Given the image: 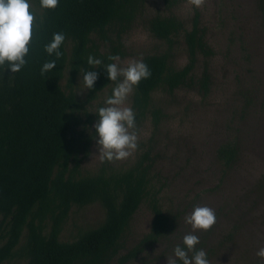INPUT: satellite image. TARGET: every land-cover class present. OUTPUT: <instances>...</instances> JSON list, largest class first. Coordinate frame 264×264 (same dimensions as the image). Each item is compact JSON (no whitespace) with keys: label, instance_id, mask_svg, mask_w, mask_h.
<instances>
[{"label":"trees","instance_id":"1","mask_svg":"<svg viewBox=\"0 0 264 264\" xmlns=\"http://www.w3.org/2000/svg\"><path fill=\"white\" fill-rule=\"evenodd\" d=\"M255 1L264 36V0ZM188 5L192 12L184 19L182 10ZM202 5L191 0H59L56 9L43 10L39 0H32L37 18L27 63L17 73L0 71V264H150L146 253L160 243L166 246L164 252L172 253L183 237V213L201 205L199 199L215 189L192 197L185 193L184 207L164 205L170 184L157 148L164 134L170 136L163 130L176 126L168 124L169 119L180 117L183 122L190 111L210 106L208 99L219 90L213 83L215 59L229 60L235 46L244 60L251 58L249 45L245 48L251 35L244 37L239 26L231 29L234 9L229 11L230 22L220 19L213 25L204 22ZM218 29L225 49L214 39ZM57 32L66 37L62 55L57 67L41 76L45 60L55 58L47 56L44 45ZM136 32L150 45L136 48ZM177 51L186 55L181 66L175 64ZM90 54L104 63L117 55L121 62L142 59L151 71L127 101L135 112L138 148L121 163L101 162L97 156L95 114L113 85L98 68L94 87H79ZM242 77L234 75L236 90L219 97L222 115L229 111L230 116L223 123L214 120L209 129L222 135L210 158V169L219 174L218 186L231 184V173L250 156L248 148L264 141V132L255 141L249 137V144L248 137L237 135L238 122L264 114V97L258 94L262 84L255 77V82ZM242 82L247 84L244 90ZM256 106L259 111L251 113ZM179 169L177 173L186 171ZM195 172L202 176L205 169ZM250 182L240 196L251 200L252 209L261 207L257 221L264 224V170ZM91 207L99 210L94 225L82 218ZM141 210L149 215L147 231L130 242ZM215 213V225L200 231L198 245L209 260L234 242L240 227L231 226L216 245H207L221 219L220 212Z\"/></svg>","mask_w":264,"mask_h":264},{"label":"rangeland","instance_id":"2","mask_svg":"<svg viewBox=\"0 0 264 264\" xmlns=\"http://www.w3.org/2000/svg\"><path fill=\"white\" fill-rule=\"evenodd\" d=\"M202 2H204L201 3L203 4L201 8L204 10V22L213 23V25L221 23L220 19L225 21L227 19L229 21V11L234 9L232 13L234 23H230L231 29L239 26L244 37L251 35V40L248 41L249 44L245 42L247 50L249 45L248 55L251 58L249 62L244 60L242 57L243 53L235 46L232 47L233 52H231L229 60H225L223 56L215 59L213 65V83L219 90L214 92V97L208 99L210 106L202 104L197 110L190 111L188 113L190 116L187 114L186 117H183V122L180 117L168 120V124L176 126H167L168 129L164 128L163 132L167 133L170 137L164 134L161 137L162 145L157 148V151L161 152V155L164 156V163L166 165L164 171L169 178L167 183L170 184L166 191L168 199H164V205L166 207H184L188 204L184 196L185 193L192 197L204 189H215V191H211L208 195L199 199L201 205H207L214 209V211L220 212L221 219L217 221L216 230L207 245H216L221 240V236L231 229V226L240 227L234 242L218 249L211 257L210 264H264V260L256 256V251L259 248L258 244H260V247H264V224L257 221L261 207L252 209L251 200L240 196L242 188L245 187L247 182L251 181L250 183H252L254 178L264 170V141L261 145L254 143L248 148L250 156L246 154L245 159L242 160L239 167L234 173H231L230 177L233 180L231 184L218 186L219 174L217 171L215 173L213 169H210V158H214L213 152L216 148L214 144L222 139V135H214L209 132V129H211L214 120L223 123L227 120L226 116H230L229 111H224L222 115L224 104L221 103L219 97L220 94H227L231 90H236L234 75H243L242 78L247 79L249 82H255L256 79L258 85L262 84L258 94L260 97H264V36L261 33V23L258 17L259 14L256 11V1L202 0ZM190 6L188 5L182 10V17L184 19L192 12ZM214 34L216 35L214 39H218L220 47L225 49L222 32L218 29L214 30ZM133 40L134 46L138 49L150 45V41L146 40V36L140 32L134 34ZM242 42L244 43L243 40ZM250 47L252 53L250 52ZM132 59L128 57L122 63H126ZM185 62L186 55L178 52L175 57V64L181 66ZM248 70L251 73L246 75V71ZM246 85L242 82L240 89H246ZM232 103L233 107L238 106V102ZM251 110V113L259 111L258 106ZM238 126L240 130L237 135L244 139L248 137L249 144V137L254 140L258 133L264 132V114H254V116L250 114L244 121L238 122ZM178 129L182 130L177 132ZM118 163H121V161ZM180 167H186V171L184 173H177ZM202 169H205V172L202 176H199V173L195 171ZM190 211L183 213V216ZM83 215V221L87 222L88 225H94L100 219L97 207H91ZM148 224V213L144 210L139 211L132 224L130 242H134L141 234L146 232ZM182 225L183 227L180 229L181 236L191 231L190 225L185 222ZM202 233L199 231L197 235L200 237ZM165 243L169 245L168 241H165ZM165 247V245L160 243L154 250L152 249L146 253L147 258L151 260L150 264H167V257H170L172 253L169 251L164 252ZM111 264L116 263L113 262Z\"/></svg>","mask_w":264,"mask_h":264},{"label":"clouds","instance_id":"3","mask_svg":"<svg viewBox=\"0 0 264 264\" xmlns=\"http://www.w3.org/2000/svg\"><path fill=\"white\" fill-rule=\"evenodd\" d=\"M199 7L202 0H191ZM59 0H39L43 10H54ZM37 12L32 6V0H0V71L19 72L27 63L25 59L30 51V41L33 35L34 21ZM42 20L36 23L38 28ZM66 37L62 32L53 33L51 40L44 45L48 57L40 69L41 76L52 72L57 67ZM109 63L90 54L87 57L88 69L80 71L82 79L79 87L83 90L92 89L99 73L94 69L102 68L108 80L112 83L111 94L96 110L94 124L98 157L101 162L121 161L129 158L138 148L135 112L127 104L142 79H148L151 71L142 59H132L126 63L121 58L110 56ZM184 222L191 226V231L184 234L181 241L172 249L167 257V264H210L207 252L200 244L199 231H209L216 223L214 209L207 205H193L185 214ZM256 256L264 260V247L258 248Z\"/></svg>","mask_w":264,"mask_h":264}]
</instances>
